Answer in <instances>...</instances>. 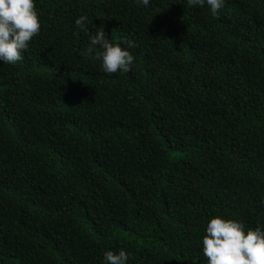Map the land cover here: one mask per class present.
<instances>
[{
  "label": "trees",
  "instance_id": "trees-1",
  "mask_svg": "<svg viewBox=\"0 0 264 264\" xmlns=\"http://www.w3.org/2000/svg\"><path fill=\"white\" fill-rule=\"evenodd\" d=\"M0 62V264H207L206 220L264 226V0H35ZM103 26L134 56L82 55Z\"/></svg>",
  "mask_w": 264,
  "mask_h": 264
},
{
  "label": "clouds",
  "instance_id": "clouds-1",
  "mask_svg": "<svg viewBox=\"0 0 264 264\" xmlns=\"http://www.w3.org/2000/svg\"><path fill=\"white\" fill-rule=\"evenodd\" d=\"M147 6L149 0H137ZM209 6L213 16L218 14L225 0H187L188 6ZM79 30L88 33V44L82 55L99 60L100 68L106 73L126 72L134 61L129 48L109 39L103 26L90 31L91 21L81 13L75 18ZM41 20L35 7V0H0V62L15 64L23 59L31 38L40 31ZM264 204V198L261 199ZM202 254L207 264H264V226L245 228L238 219L223 215H212L206 220L202 236ZM132 255L130 250L107 249L103 252L105 264H127Z\"/></svg>",
  "mask_w": 264,
  "mask_h": 264
}]
</instances>
